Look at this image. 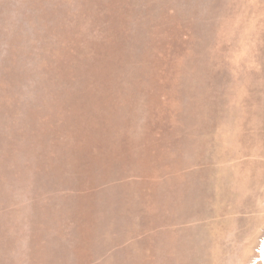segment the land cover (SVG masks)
Returning a JSON list of instances; mask_svg holds the SVG:
<instances>
[{"label":"rangeland","instance_id":"obj_1","mask_svg":"<svg viewBox=\"0 0 264 264\" xmlns=\"http://www.w3.org/2000/svg\"><path fill=\"white\" fill-rule=\"evenodd\" d=\"M264 0H0V264H257Z\"/></svg>","mask_w":264,"mask_h":264},{"label":"bare ground","instance_id":"obj_2","mask_svg":"<svg viewBox=\"0 0 264 264\" xmlns=\"http://www.w3.org/2000/svg\"><path fill=\"white\" fill-rule=\"evenodd\" d=\"M259 245V251L257 255V264H264V236L262 237Z\"/></svg>","mask_w":264,"mask_h":264}]
</instances>
